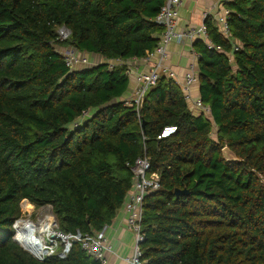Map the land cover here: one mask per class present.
<instances>
[{
  "label": "trees",
  "instance_id": "16d2710c",
  "mask_svg": "<svg viewBox=\"0 0 264 264\" xmlns=\"http://www.w3.org/2000/svg\"><path fill=\"white\" fill-rule=\"evenodd\" d=\"M165 3L0 0V264H101L78 241L64 259L34 258L13 239L21 203L50 207L64 235L95 236L144 156L161 185L145 198V264H264V0L225 2L229 37L207 17L213 48L193 44L210 116L165 76L139 109L124 99L128 68L112 62L154 52ZM61 47L103 61L72 69ZM167 126L177 133L158 140Z\"/></svg>",
  "mask_w": 264,
  "mask_h": 264
},
{
  "label": "built area",
  "instance_id": "2783aa9c",
  "mask_svg": "<svg viewBox=\"0 0 264 264\" xmlns=\"http://www.w3.org/2000/svg\"><path fill=\"white\" fill-rule=\"evenodd\" d=\"M227 1L232 2L235 0H226V2ZM183 3L184 0H166L165 5L161 8L159 14L155 18L156 23L163 27V33L160 37V43L158 47L154 50L153 53H149L147 57L152 58L156 55L158 56V60L153 62V64L147 71L136 74L134 97L132 99H129L128 102L131 103V105H135L137 109H139L147 93L157 85L161 77L165 76L169 79L174 80L176 84L181 88L184 99L192 114L195 112L197 115L210 116L209 107L203 103L200 97H196L193 93V90L197 86H199L200 83V72L198 67L196 66L197 61H194L189 65L182 82L179 81L177 74L166 63L168 59V49L170 44H172L173 42H181L184 39L192 42L196 40H202L209 48H213V44L208 37L205 25L199 28L190 27L184 31H178L180 10L183 6ZM223 7L225 8L223 9L222 14L219 17H208H211L213 19L223 36L229 37L230 30L228 26V18L231 12L230 9L225 5ZM62 31L67 33V31L65 30ZM66 57L67 65L72 69L77 67L95 65L90 62L89 55L86 54H76L73 51V55ZM128 62L129 61L112 62V66L113 64H126L128 68L127 73L130 77L131 71L129 70ZM177 131L178 128L176 126H167L158 136V140L170 138L171 136L176 134ZM150 168L151 162L149 157L144 156L136 160L133 167V188L129 192L122 207V210L126 214L128 228L131 230L135 237V244L132 254L130 257L126 258V262L128 264H145V262L142 260V243L145 241L142 224L145 198L150 193L155 192L161 188L160 176L156 173L148 175ZM24 202L28 201L24 200ZM20 219L21 218L16 220L13 225V239L15 242L21 245L22 243L19 240L20 234L24 231L26 232V229H29L30 224H28V227L23 230V223ZM52 225L53 226L47 228L48 232L44 233L43 238L41 237L40 232L37 233L38 230L35 228V226L33 227L35 229L33 238H35V241L37 242V245L34 248L38 249L42 246L45 247V249L37 253L34 252V248L30 249L25 246L26 251L28 250L27 252H29L34 258L39 261H44L46 258L58 255L59 257L64 259L70 253L74 241H78L82 243L83 250H85L91 257L99 261L101 264H109L108 255L110 253H114V249L105 238L104 231L96 234L95 236H82L81 234H77L75 236L64 235L59 231L57 222L56 225L54 222ZM55 226L58 227L57 230L59 231V233H56L53 229ZM57 242H59V245ZM59 250H61V252L57 254Z\"/></svg>",
  "mask_w": 264,
  "mask_h": 264
},
{
  "label": "crops",
  "instance_id": "0c3cea01",
  "mask_svg": "<svg viewBox=\"0 0 264 264\" xmlns=\"http://www.w3.org/2000/svg\"><path fill=\"white\" fill-rule=\"evenodd\" d=\"M226 0H184L180 10V19L178 31H184L187 28H199L205 25L208 16L219 17L225 7ZM195 42V41H194ZM194 42L184 39L181 42H173L168 49L167 65L177 74L180 82L189 67V65L197 61L199 64V56L194 50ZM92 64L102 62L100 56H89ZM158 60V56L152 58L133 59L128 62L131 71V82L129 90L124 99L129 100L135 88L136 74L147 71L153 62ZM199 69V67H198ZM193 93L196 97H200V87L197 86ZM193 115H197L195 112ZM105 238L112 245L114 253L108 255L109 264H128L126 258L130 257L135 244V237L128 228L126 214L121 209L113 222L104 229Z\"/></svg>",
  "mask_w": 264,
  "mask_h": 264
},
{
  "label": "rangeland",
  "instance_id": "374dc122",
  "mask_svg": "<svg viewBox=\"0 0 264 264\" xmlns=\"http://www.w3.org/2000/svg\"><path fill=\"white\" fill-rule=\"evenodd\" d=\"M59 33H60L62 39L68 38V35H69L68 31L66 33V32L62 31V29H61V30H59ZM58 49L60 50V52H62V54L66 55V56L73 55V51L69 47H61V48H58ZM143 71L145 72V70H143ZM133 97H134V90H133V93H132V95H131V97L129 99H132ZM212 137L214 139H216L215 134H213ZM223 154L225 155L226 159H234L233 153L227 148L223 149ZM21 211H22V215L20 216V218H21L20 220L22 221V223L23 224L24 223L30 224V227H34L35 226V228L38 230L37 233L40 232V228L47 226L49 221H51L52 223L54 222L55 225H56L57 219L54 216V214L52 212V209L50 207L36 208L34 205H31L29 202H24L23 201L21 203ZM57 228L58 227L55 226L53 229L55 230L56 233H59ZM57 243L59 245V242H57ZM21 246L24 249L26 248L24 244H21ZM60 252H61V250H59L57 252V254L60 253Z\"/></svg>",
  "mask_w": 264,
  "mask_h": 264
},
{
  "label": "bare ground",
  "instance_id": "6f19581e",
  "mask_svg": "<svg viewBox=\"0 0 264 264\" xmlns=\"http://www.w3.org/2000/svg\"><path fill=\"white\" fill-rule=\"evenodd\" d=\"M52 224L53 223L51 221H49L48 226L40 228V235L42 238L44 237V233L48 232L47 228L52 226ZM27 227H28V224H23V226H22L23 230H25ZM26 230H27L26 232L24 231L23 233L20 234L19 240L27 248L33 249L37 245L35 238H33V234H35V229L33 227L29 226V229H26ZM34 249H35L34 252L39 253V251L45 249V247L42 246V247H39L38 249L37 248H34Z\"/></svg>",
  "mask_w": 264,
  "mask_h": 264
},
{
  "label": "water",
  "instance_id": "95a60500",
  "mask_svg": "<svg viewBox=\"0 0 264 264\" xmlns=\"http://www.w3.org/2000/svg\"><path fill=\"white\" fill-rule=\"evenodd\" d=\"M228 149V148H227ZM231 151V150H230ZM232 152V151H231ZM233 153V152H232ZM224 155V154H223ZM233 155H234V159H226L225 158V155H224V158L226 159V160H228V161H235V160H237V158H236V156H235V154L233 153ZM175 194H176V196L177 197H179V196H181V195H185V194H188V191H186V190H183V191H181V190H176L175 191ZM74 243H76V241H74Z\"/></svg>",
  "mask_w": 264,
  "mask_h": 264
}]
</instances>
